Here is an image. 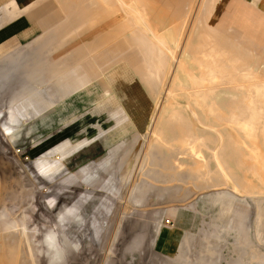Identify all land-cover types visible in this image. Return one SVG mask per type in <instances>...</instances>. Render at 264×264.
Returning a JSON list of instances; mask_svg holds the SVG:
<instances>
[{
    "label": "rangeland",
    "instance_id": "1",
    "mask_svg": "<svg viewBox=\"0 0 264 264\" xmlns=\"http://www.w3.org/2000/svg\"><path fill=\"white\" fill-rule=\"evenodd\" d=\"M189 1L186 4L192 5L183 21L170 18V25H182L174 27L170 40L175 43L168 45L160 27L168 13L159 10L160 0H120V4L89 0L90 8L104 3L106 19L115 14L117 20L129 18L116 40L129 35L123 42L136 44L138 38L148 43L155 73L166 64L169 71L175 63L178 67L175 60L170 68L172 55L185 63L179 66L189 75L184 77V91L163 92L144 126L139 120L118 130L106 115L81 123L79 119L67 124L41 121L31 113L40 112L38 100L45 102L38 97L51 95L50 87L59 86L64 78V72L55 70L74 64L72 50L69 45L53 52L49 48L47 54V46L29 44L2 56L0 264H264V185L249 173V180H243L244 167L230 158L231 150L226 148L231 140L245 153L264 155L261 141L248 138L235 124L248 121L250 110L264 113V50L258 55L253 37L248 42L223 28L241 15L243 21H250L254 34L258 25L264 27V7L256 11L255 5L245 6L243 0H229L226 6L221 0ZM144 4L153 11L145 12ZM9 9L14 16L16 9ZM210 24L221 31L218 38L224 45L218 51L227 58L216 77L199 72L193 52ZM262 37L256 38L258 47L263 46ZM33 62L40 66L43 84L28 79ZM129 65L116 59L101 72L108 75L121 68L131 77L134 69ZM193 77L201 80L198 87ZM28 103L30 108L22 112L19 107ZM181 118L193 135L182 142L173 129ZM6 128L27 137L11 140ZM64 129L72 132L63 133ZM65 140L71 145L84 140V144L67 154L45 155ZM40 156L58 170L41 174L32 162ZM244 160L255 161L248 154ZM162 226L181 235L171 255L155 247Z\"/></svg>",
    "mask_w": 264,
    "mask_h": 264
},
{
    "label": "crops",
    "instance_id": "2",
    "mask_svg": "<svg viewBox=\"0 0 264 264\" xmlns=\"http://www.w3.org/2000/svg\"><path fill=\"white\" fill-rule=\"evenodd\" d=\"M10 1L0 0V60L3 59L2 56L9 54L15 49L33 44L36 46H47V54L49 53V48L53 52L69 45V49L72 50L70 59L75 61L72 66H66V68L61 66L55 70L56 74L57 71L60 73L64 72L65 76L59 81V86L52 85L50 87L51 89L48 92L52 96H46L43 93V95L38 97L45 99V102L40 103L41 101L38 100L37 104L40 112L37 114L35 111V115L31 114L39 120L49 123L67 124L79 119L81 123L83 120H94V115H106L109 120L113 121L118 130L120 125L124 126V123L131 125L139 120L144 126L152 119L156 104L163 92L165 93L170 89L172 91H184L182 90L185 87L184 77L186 78L189 75L179 66L177 67L176 63L171 71L168 70L169 68L166 64L165 68H163L164 70L155 73L154 60L152 59L154 52L148 43L142 42L138 38L136 44L133 40H131L132 42L129 40L123 42L129 35L124 39L116 40L123 27L125 28L129 25L128 22H125L129 18L117 20V14H115L106 19L105 15L108 10L103 6L105 0H101L103 1L102 3H97L99 1L95 2L97 5L93 8L89 7V0H13L16 10L18 9L17 11L15 10L14 16H11V13L4 9L5 5H8ZM114 1L120 4V0ZM185 1L160 0L161 8L159 10L168 13L167 20L161 18L160 25L164 29L161 35L168 45L175 43V40H170V37L172 38L175 33L173 31L174 27L180 28L182 25V23L181 25L178 24V26L170 25V18L176 19L173 21L177 22L183 21L184 13L190 10L192 5L191 3L186 4ZM210 1L214 2L215 0ZM251 1L243 0L245 6H247L246 3L255 5L257 7L256 11L264 7V0H254L253 4ZM221 2V5L225 4L226 6L229 0H221ZM118 6V9H121L120 5ZM144 8L145 12L153 11L152 7L148 9L145 5ZM120 11L122 10H119L118 13ZM256 18L261 21L258 17ZM232 21L231 25L223 27L227 32L237 34L242 39L248 40V42L253 37L256 51L258 49L260 50H258L259 52L264 50V44L258 47L256 43V38L258 36L262 37L261 33H264L262 25H258V30H254V34H251L248 25L250 21H243L241 15H236ZM210 25L214 28L213 24ZM210 25L208 28L212 29ZM90 28L93 29V32H91ZM137 36L133 35L135 40ZM262 41L264 43V34ZM250 46L252 47V44ZM77 53L81 55L80 58ZM173 56L170 57V68L172 62H175ZM116 59L127 60L131 69H134V74H131L130 77V74H127L126 70H121V68L115 73L103 74L101 70H106L107 67L116 62ZM150 59V62L147 61ZM167 59L166 57V61ZM146 63H149V68H147ZM181 63L184 62L181 60ZM32 66L33 71L28 74V79L36 84H43L39 77L38 69H40V66H35V62H33ZM50 72L55 74L51 70ZM106 92L115 95V99H104L102 95ZM48 96L50 98L46 99L45 97ZM28 105L31 104L28 103L27 106L22 105L19 108L22 109V112H25V110L30 108ZM63 111L65 116H61ZM84 114L85 116L88 115L89 119H86L83 116ZM70 131L72 132V130ZM64 132L67 134L69 129H64ZM52 135L49 137L51 138ZM113 136L118 137L117 132ZM23 137L26 138L27 136L21 135L20 131L17 130L11 140L18 141ZM50 141L53 140L49 139ZM48 144L47 142L46 145ZM82 144H84V140L74 145L65 140L59 146L50 147V150L45 155L53 152L67 154ZM42 157L32 160L41 174L49 176L52 172L58 170L56 165L51 164L46 158ZM180 240L181 235L178 230L162 226L157 235L155 247L158 252L164 255H171L176 251Z\"/></svg>",
    "mask_w": 264,
    "mask_h": 264
},
{
    "label": "bare ground",
    "instance_id": "3",
    "mask_svg": "<svg viewBox=\"0 0 264 264\" xmlns=\"http://www.w3.org/2000/svg\"><path fill=\"white\" fill-rule=\"evenodd\" d=\"M34 1V0H33ZM105 3V2H104ZM17 4V3H16ZM7 8L5 9L8 10L9 8H13V9H16V6H15V3L12 1L10 3L9 6H6ZM32 8V7H31ZM105 9V8H104ZM10 10V9H9ZM8 10V11H9ZM18 10V9H17ZM16 10V11H17ZM202 10V9H201ZM204 10V8H203ZM14 11V12H16ZM20 14V13H19ZM24 14V13H23ZM213 26L210 25V28H212ZM215 28H212V29H209L206 30V37L208 39H206V37L204 38L203 36L201 38H203L201 40V42L197 45V47L195 49H193L194 51V55L196 56V59H198V64H199V72H201V74L205 75L207 74L208 76H214L216 77L215 75H218V72L219 71H222L223 70V65H224V59L227 60V58H223L222 57V53L219 52L218 50V47H222V44L224 45V42L223 40H221L220 38V33L221 31H217L216 29L214 30ZM233 29V28H232ZM222 34V33H221ZM158 39V37H157ZM206 39V40H205ZM159 41V40H158ZM162 41V40H161ZM206 41H211L210 43L206 42ZM263 42V41H262ZM264 43H262L263 45ZM224 47V46H223ZM227 50V49H226ZM263 50V49H262ZM260 51V50H259ZM258 51V52H259ZM224 53V52H223ZM240 53V52H239ZM225 54V53H224ZM227 54V53H226ZM225 54V57H227V55ZM231 54V53H229ZM177 55V54H176ZM224 56V55H223ZM176 56L174 55L173 58L174 60H177L178 61V66H181L183 65L184 63L181 64V59L179 58H175ZM230 59V58H229ZM173 60V59H172ZM231 60V59H230ZM234 60V58H233ZM227 62V61H226ZM196 63V62H195ZM230 63V62H229ZM254 63V62H253ZM258 63V62H257ZM181 64V65H180ZM227 65V63H226ZM234 65V64H233ZM184 66V65H183ZM198 66V65H197ZM235 66V65H234ZM241 66V65H240ZM231 67V65H230ZM227 68V67H225ZM237 68V67H236ZM195 74V73H194ZM236 74V73H235ZM191 75V74H190ZM195 77H196V74H195ZM193 83H196L201 81L200 79H195L193 77L192 79ZM236 80V79H235ZM233 80V81H235ZM209 81V80H208ZM212 81V80H210ZM209 81V82H210ZM263 81V80H262ZM204 82V81H202ZM201 82V83H202ZM264 82V81H263ZM212 83V82H211ZM205 84V83H204ZM215 84V83H214ZM219 84V83H218ZM197 86V85H196ZM198 87V86H197ZM200 87V86H199ZM201 89V88H200ZM203 91V90H202ZM201 92V90H200ZM102 97L106 100H114L115 99V95H112L111 93L109 92H106L104 95H102ZM243 101V100H242ZM254 101V100H253ZM255 103V102H254ZM257 103V102H256ZM263 103V102H262ZM212 105V104H211ZM243 105V104H242ZM259 105V104H258ZM201 106V105H200ZM202 107V106H201ZM206 107V106H205ZM207 108V107H206ZM210 109V107H209ZM244 109V108H243ZM207 110V109H206ZM255 110V109H254ZM263 110V109H261ZM209 111V110H208ZM244 111V110H243ZM13 112V111H12ZM206 112V111H205ZM203 112V113H205ZM211 112V111H209ZM250 114V118L248 121H242V120H239L237 121L235 124H237V126L240 127L241 131L244 132V134L248 137V138H251L253 141H258V139L261 141L263 147H264V123L261 119V117L263 118L264 117V113L262 114H259L258 112H253L252 110L249 111ZM238 113V112H237ZM247 111H246V115H247ZM241 116L242 113L240 114ZM239 115V116H240ZM219 116H221V118H225V114H220L219 113ZM207 117V116H206ZM13 117L11 116V119ZM246 118V117H244ZM177 119V118H176ZM182 118H181V121L177 122L176 125L174 124L173 125V129H174V132L176 133L177 136L175 137H178L180 139V141L182 142V140H188L190 138L193 137V135H191V132L190 130L191 129H188L185 125V123L182 122ZM197 120V119H196ZM184 121V120H183ZM229 124V123H228ZM211 125V124H210ZM214 130V129H213ZM4 133L6 135H9V139H11L14 135L10 133V130L9 128H6ZM174 133V134H175ZM199 137V136H197ZM209 137V136H208ZM220 138V137H219ZM206 139V138H205ZM192 140V139H191ZM178 141V139H177ZM233 141V140H232ZM195 144V143H194ZM239 144V142H238ZM226 148L230 149L231 151L229 152V156L231 159L234 160V162L239 165L240 167H244V170H243V173H244V177H243V180H249V177L246 176V173H249V174H253V176L255 175V177L258 179V181H260V183H262L264 185V158H262L264 155H262L260 152L258 153H245L243 152L244 150L238 146V145H235V143L231 142V140H229V142H227L226 144ZM217 147V146H216ZM256 148V146H255ZM245 154H248L249 157H251L252 159H254L255 161H252L251 163L249 162H245L244 160V156ZM260 157V158H259ZM178 166V165H177ZM198 168V167H197ZM263 171V172H262ZM184 172V171H183ZM241 178V177H240ZM240 181V179H239ZM51 248H53V244L50 243L49 244Z\"/></svg>",
    "mask_w": 264,
    "mask_h": 264
}]
</instances>
